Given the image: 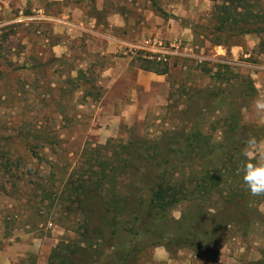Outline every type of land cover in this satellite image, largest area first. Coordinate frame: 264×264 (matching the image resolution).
Here are the masks:
<instances>
[{"label":"rangeland","instance_id":"rangeland-1","mask_svg":"<svg viewBox=\"0 0 264 264\" xmlns=\"http://www.w3.org/2000/svg\"><path fill=\"white\" fill-rule=\"evenodd\" d=\"M258 2L255 11L264 17V0ZM43 5L60 19L67 12L74 21L77 12L86 24L94 21L98 31L119 13L126 23L121 52L102 55L105 44L88 43L89 33L39 20ZM216 24L211 0H0V150L15 162L21 159L18 164L32 173L27 177L33 182L54 186L53 195L56 191L42 198L26 180L14 188L0 171V264H49L57 246L68 247L76 264H120L123 251L129 250L125 246L139 238L130 232L105 238L93 231L97 219L88 231L82 229V216L68 213L69 203L60 199L65 182L86 171L94 150L104 157L110 155L108 146L121 150L143 139L169 145L194 124L215 147L225 141L224 119L232 111L238 112L246 133L255 134L254 126L264 125V108L257 107L258 101L264 103V60L258 53L264 34H222L215 31ZM55 45L65 47L67 55L57 57ZM140 57L168 69L166 75L149 72L162 83L151 79L132 86L123 81L128 89L116 91L121 98L109 108L105 103L115 78L108 72L119 65L142 70ZM25 63L29 68L20 69ZM137 102L135 113L123 115ZM26 136H32L39 159L28 152ZM259 155L251 150L248 158ZM132 165L123 184L142 186L134 168L145 169L146 163L137 159ZM191 174L184 169L181 176L188 180ZM120 188L133 192L128 198L132 206L139 196L149 201L145 190ZM239 202L228 206L213 192L171 213L176 221L198 216L192 217L198 230L214 235L215 258H197L173 247L164 260L158 247L144 245L133 252L141 246L135 243L127 264H263L264 202ZM227 220L228 225L217 227L216 222Z\"/></svg>","mask_w":264,"mask_h":264},{"label":"trees","instance_id":"trees-1","mask_svg":"<svg viewBox=\"0 0 264 264\" xmlns=\"http://www.w3.org/2000/svg\"><path fill=\"white\" fill-rule=\"evenodd\" d=\"M211 1L215 3L216 32L234 36L264 34V23L260 26L258 24L264 21V17L255 11L260 6L258 0ZM153 7L167 16L154 2ZM140 60V68L144 71L159 75L168 72L167 68L162 70L157 62L143 60L141 57ZM22 68L29 67L25 63ZM240 121L237 111H232L224 119L225 141L215 147L210 144L201 126L194 124L184 134L171 139L169 145L162 146L143 139L138 141L139 145L133 142L122 145L121 150L108 146L106 149L110 155L107 153L104 157L100 156L99 150H94L90 153L88 167L83 168L86 171L78 176L71 174L65 182L60 199L69 203L68 213L82 216V229L88 231L91 223L94 224L97 219L99 225L93 231L105 238L109 236L115 239L120 232H130L139 238L137 242L133 240L125 246L129 250L123 251L124 259L120 264L128 263L135 243H141L138 249L133 250L135 253L141 251L144 245L164 246L169 252H174L173 247H177L179 250L192 251L197 258L205 259L204 255L215 258L217 252L214 249L215 242L212 241L214 235L210 231L198 230L192 218L197 215L176 221L171 218V213L182 204L194 202L199 196L210 198L213 192L218 193L219 200L228 206L240 204L239 199L248 201L246 205L264 202V195H251L241 172L244 163L256 161L243 155L246 142L249 137L264 140V125L254 126L255 134H249ZM31 137H24V141L31 156L39 159L37 146L34 147ZM137 159L146 163L145 169L134 168L142 186L123 184L128 170L133 166L132 161ZM18 161L15 162L10 154L0 150V171L12 180L14 188L20 187L18 182L26 180L36 195L42 198L56 195V191L54 195L52 191L54 186L46 187L27 177L31 172L26 173ZM184 169L191 170L192 178L186 180L181 176ZM120 187L127 191L133 187L141 194L145 190L149 201L139 196L140 201L132 206L128 198L133 192L122 193ZM242 209L245 211V208ZM124 217L127 219L123 220ZM216 224L220 228L228 225L229 220ZM70 255L68 247L57 246L52 251L49 264H76Z\"/></svg>","mask_w":264,"mask_h":264},{"label":"crops","instance_id":"crops-1","mask_svg":"<svg viewBox=\"0 0 264 264\" xmlns=\"http://www.w3.org/2000/svg\"><path fill=\"white\" fill-rule=\"evenodd\" d=\"M49 1L63 2L64 0H49ZM46 11L47 10L44 5L40 6L38 10L39 20H43L45 18L49 22H59L65 27H70L78 31H81L82 35H84L86 32L89 33L87 37L88 43L96 45L95 40H98L105 44V47H104L105 50H102L101 52L102 55H105V54L114 55L116 53L121 52V43H122V36H123L122 31H123V28L126 26V23L123 21V18L121 17L119 13H114V15L109 18L108 24L102 25L103 30L98 31L96 30V27H95L97 24H95L94 21L93 23L92 21H89V22L86 21L87 22L86 24L85 21L81 19V17L77 14V12H75V14L72 15L73 17L72 20L74 21H70L66 17L67 12L64 13L63 18L60 19L52 15V13L46 12ZM66 11H71V9H66ZM260 46H261V49L260 51H258L259 57L260 59L264 60V46L262 44H260ZM53 51L54 53H56L57 57H62L64 55H67L66 54L67 49L65 47H62L61 45H55V47H53ZM108 75L113 76L115 79L113 78L114 87H110L109 89L108 95H110L109 96L110 100H107L105 104H107L109 108H113V109L116 106V103H115L116 100L121 98V97L117 98V95H115L116 91L128 89L122 83L123 81L126 84H132V86L138 85V84L147 85V82H150L151 79H154V81H156L159 84L160 82L162 83V79L160 76L140 70L138 68H131L129 66L124 67V66L119 65L118 67H115V69H111V71L108 72ZM126 75L131 76V78H129V81H127ZM118 83L120 87L117 86ZM112 100H113V103H112ZM136 107H138V102L135 105L129 104V106L126 107L127 110L124 111L123 115H126L127 117L131 116L134 110L136 109ZM158 248L159 250H157V252L159 251L158 253H160L162 259L164 260L167 259L166 255L170 254L169 251H167L163 246H159Z\"/></svg>","mask_w":264,"mask_h":264},{"label":"clouds","instance_id":"clouds-1","mask_svg":"<svg viewBox=\"0 0 264 264\" xmlns=\"http://www.w3.org/2000/svg\"><path fill=\"white\" fill-rule=\"evenodd\" d=\"M257 107L264 108V103L258 101ZM261 123L264 124V118L261 119ZM251 150H256L260 155L255 163L246 162L243 164L241 168L242 179L251 195H264V141L249 137L243 155L248 157Z\"/></svg>","mask_w":264,"mask_h":264}]
</instances>
